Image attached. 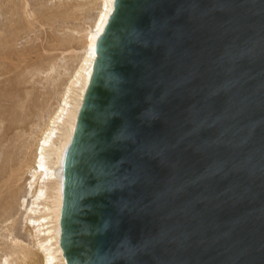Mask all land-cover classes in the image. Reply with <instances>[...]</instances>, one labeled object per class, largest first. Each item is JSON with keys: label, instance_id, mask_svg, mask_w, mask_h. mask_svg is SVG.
Returning <instances> with one entry per match:
<instances>
[{"label": "water", "instance_id": "1", "mask_svg": "<svg viewBox=\"0 0 264 264\" xmlns=\"http://www.w3.org/2000/svg\"><path fill=\"white\" fill-rule=\"evenodd\" d=\"M96 51L67 264H264V0H114Z\"/></svg>", "mask_w": 264, "mask_h": 264}, {"label": "bare ground", "instance_id": "2", "mask_svg": "<svg viewBox=\"0 0 264 264\" xmlns=\"http://www.w3.org/2000/svg\"><path fill=\"white\" fill-rule=\"evenodd\" d=\"M11 2V0H8ZM13 1L15 0H12V2L10 3L12 5ZM21 1V0H20ZM27 1V0H26ZM29 1V0H28ZM27 1V2H28ZM32 2H34L33 0H31ZM36 1V0H35ZM40 1V0H39ZM5 2L7 3V0H5ZM25 2V1H24ZM25 2V3H27ZM31 2V4H32ZM37 2V1H36ZM100 2V1H99ZM3 3V2H2ZM0 4V5H3V4ZM17 3L19 5V1L17 0ZM16 1L14 3V6H13V10L12 12L10 13V18L14 17L16 14H18L20 11H18L17 8H14L16 5H17ZM22 3V2H20ZM30 3V2H29ZM28 3V4H29ZM38 3V2H37ZM9 4V2L7 3ZM40 4V3H39ZM86 4V3H84ZM10 5V7L12 8V6ZM22 5V4H21ZM26 5V4H25ZM34 6V3L32 4ZM31 5V6H32ZM60 5V4H59ZM58 5V6H59ZM66 5V4H65ZM72 5V4H71ZM87 5V4H86ZM98 5V4H97ZM100 5V10H98V14L96 15V18H94V21H93V24L92 26H89L85 31V36L84 37L86 39L85 41V46H84V54H82V58L80 59V65L78 66L74 76L70 79V84L66 90V92L63 94L61 100L58 105V107H56V111L54 112L53 115H51L52 117L50 118L48 124H46V127H44V130L40 133L38 139H37V142H36V145H35V150H34V155H33V159H32V163L33 165L31 166L30 164V167H26L25 163L22 162L25 167L23 168V173L24 171H27V170H24L26 168H28V170H30V175H31V178L32 180H28V189L27 191L25 190V193H23L24 191H19L21 192V194H24L22 196H17V192L16 190L14 189L15 188V184L16 182L21 178L18 179L20 173L22 174L21 171V168H17L18 170H16V167L12 164L11 160V169H13V172L11 171L10 167H6V168H9L10 169V173H7L9 175H7V178L6 179H3V176L1 177L3 181H1L2 183H0V208L2 207V211H4L3 213H1L2 215H0V225L3 227H0V240H1V243H0V264H26V263H29L31 264L32 262L35 263L34 261V258L38 255H36L37 253H35L34 251H37L38 253L41 254V262L42 264H58V262H62L63 264H67L66 262V259L64 257V254H63V250H62V247H61V218H62V209H63V199H64V168H65V158H66V154H67V151L72 143V140H73V137H74V133H75V130H76V126H77V122H78V116H79V112H80V109H81V106H82V103H83V100H84V97H85V94H86V91H87V88L89 86V83H90V80H91V76H92V73H93V69H94V62L96 60V57H97V51H96V48H97V43H98V40L100 38V36L103 34L104 30H105V27L109 21V18L111 17L112 13H113V10H114V0H102L101 3L99 4ZM20 6V5H19ZM29 6V5H28ZM31 6L30 7V11H24L27 6H24L26 8H24V16L25 18H32V14H34V12H32V9H34V7L32 8ZM54 6H56L54 4ZM85 6V5H84ZM4 8L9 7L8 6H3ZM44 8V6H42ZM67 5L65 6L64 8V5H60L57 9L58 11H56L57 9L53 10L54 12H51L55 14L56 16V12H58L57 16H60L61 18L64 19V17H62L61 15H65L67 14V11H68V8H66ZM88 6H86V9H87ZM4 8H2L4 10ZM36 8V7H35ZM51 8V6H50ZM78 8V7H77ZM79 8H84L83 6L79 7ZM1 9V7H0ZM5 9V11L7 10ZM17 9V13L14 11ZM28 9V8H27ZM39 9V8H38ZM76 9V8H75ZM2 10V11H3ZM9 10V9H8ZM10 10V11H11ZM37 10V9H36ZM48 10L50 13V11L52 10H49V9H45V11ZM4 11V12H5ZM35 11V10H34ZM44 11V10H43ZM42 11V12H43ZM56 11V12H55ZM59 11H62L59 13ZM80 11V10H79ZM1 12V11H0ZM31 14H30V13ZM39 12V11H38ZM37 12V13H38ZM47 12V11H46ZM69 12V11H68ZM71 12V11H70ZM76 12V11H75ZM87 12V11H86ZM8 13V12H7ZM21 13V12H20ZM19 13V14H20ZM62 13V14H61ZM65 13V14H64ZM2 15V13H0ZM41 14V12H40ZM53 15H51L53 18L55 17ZM86 14V13H85ZM84 14V16H85ZM8 15V14H6ZM35 15V14H34ZM44 15V14H43ZM48 15V14H47ZM50 15V14H49ZM19 15H17V19L20 17H18ZM37 15H35V19ZM40 16V15H39ZM45 16H46V13H45ZM70 16V15H69ZM1 17V16H0ZM2 17L4 18V13L2 15ZM15 17V18H16ZM22 17V16H21ZM20 17L21 20H23L22 18ZM66 18H68V16L65 15ZM10 18H6L8 19V22L9 20H11ZM30 18V19H31ZM34 18V17H33ZM32 18V19H33ZM40 18V17H39ZM51 18V19H53ZM55 18H58V17H55ZM65 18V19H66ZM85 18V17H84ZM31 19V20H32ZM4 20V19H3ZM26 20V19H25ZM34 20V19H33ZM38 20V19H37ZM40 20V19H39ZM48 20H49V16H48ZM55 20V19H53ZM13 21H15L13 19ZM12 21V22H13ZM27 21V25H24L27 26L28 28L30 27V24L33 25V23H31L29 20H26ZM36 21V20H35ZM34 21V22H35ZM51 21V20H50ZM49 21V22H50ZM59 21V20H58ZM23 22V21H22ZM21 22V24H22ZM38 22V21H37ZM48 22V21H47ZM52 22V21H51ZM54 22V21H53ZM62 22H65V21H62ZM3 23V22H1ZM17 22H15V25H16ZM25 24V22H23ZM58 23V22H57ZM61 23V22H60ZM92 23V22H91ZM6 24V21L4 23V25ZM8 24V23H7ZM18 25L15 26L13 24L11 25H8L10 27H5L4 30L0 31V50H9L10 51V48L14 45V43H16V45L18 44L16 41H17V33L20 29V26L19 24L20 23H17ZM43 24V23H42ZM47 24V23H46ZM54 24V23H53ZM3 25V24H2ZM4 25L2 26V28L4 27ZM40 25V24H38ZM20 26V27H18ZM47 26V25H46ZM18 27V28H17ZM23 27V28H24ZM32 27V26H31ZM38 27V26H36ZM66 27V26H65ZM10 28V29H9ZM22 28V27H21ZM50 28V27H49ZM26 29V28H25ZM36 30V28H34ZM33 29V30H34ZM85 29V28H84ZM8 30V31H6ZM12 30V31H11ZM18 30V31H17ZM31 31V32H34V31ZM23 31V29L21 30ZM30 32V30H27ZM55 31V30H54ZM28 32V33H29ZM23 33V32H22ZM26 33V31L24 32ZM19 34V33H18ZM22 35V34H21ZM25 35V34H23ZM22 35V36H23ZM28 35V34H27ZM20 36V34H19ZM21 36V37H22ZM21 37H19V39H21ZM24 38V36L22 37ZM29 38V36H28ZM71 38V37H70ZM18 39V40H19ZM25 39V38H24ZM36 39V38H34ZM67 40V39H66ZM57 42V41H56ZM19 43H21L19 41ZM61 44V43H60ZM70 44V43H69ZM15 45V46H16ZM22 45H25L24 43ZM25 48V46H23ZM27 47V46H26ZM61 47V46H60ZM15 48V47H14ZM19 49V48H18ZM23 49V48H21ZM17 50V47L15 48V51ZM12 51V54L14 53L15 55V51L13 52V50L11 49ZM31 52V50H28V52ZM17 52H20L21 53V50L17 51ZM23 52V50H22ZM26 51H24L23 53H25ZM6 53V52H4ZM32 53V52H31ZM2 54V53H0ZM5 56H0V76H4L6 74H10L11 72V69L10 68V64H8L7 68L5 67L6 65L4 63H8V59H13L14 57H11L12 55L10 54L8 57L7 55L8 54H4ZM13 55V56H14ZM22 55V53H21ZM28 55V54H27ZM20 56V55H18ZM25 56V54H24ZM10 57V58H9ZM18 58V57H17ZM15 59V58H14ZM21 59V58H20ZM5 60H7L6 62H4ZM18 60V59H17ZM27 61V60H26ZM16 62V61H15ZM15 62L12 64L15 65V68L18 66H16ZM23 62L20 61V63ZM55 62V61H54ZM6 63V64H7ZM10 63V62H9ZM19 63V61H18ZM22 64V63H21ZM49 62L47 63V66H48ZM65 64V63H64ZM5 65V66H4ZM44 65V64H43ZM20 66V65H19ZM22 66V65H21ZM32 66V65H30ZM47 66H46V69L45 70H48V73L49 71L52 73L53 71H55V66L54 65H49L50 67H48L49 69H47ZM12 67V66H11ZM36 67V66H35ZM42 67V66H41ZM15 68H13V71H15ZM21 68V67H20ZM29 68V67H27ZM34 68V66L32 67V69ZM24 68H22L23 70ZM39 69H43V68H38L35 70L33 69V71H35L34 73H32L30 70L28 71V69H26L27 72L30 73V76L31 75H34V74H41L42 75V71L39 70ZM16 70H18L16 68ZM21 70V72H22ZM64 70V69H63ZM26 72V73H27ZM44 72V71H43ZM18 73V72H17ZM16 73V74H17ZM55 73V72H54ZM20 74V71L19 73ZM25 74V73H24ZM13 75V74H12ZM15 75V74H14ZM27 75V74H26ZM38 75V76H39ZM20 77V75H17V77ZM21 76L23 77V75L21 74ZM29 75H27L28 77ZM38 76H35L34 77H38ZM12 77V76H11ZM14 77V76H13ZM18 77V78H19ZM32 77V78H34ZM2 78V77H1ZM8 79V77H6ZM29 78V77H28ZM27 78V79H28ZM32 78L30 79V83L33 84V82L35 83L36 81L34 80L33 82L32 81ZM53 78V77H52ZM3 79V78H2ZM5 79V78H4ZM10 79V78H9ZM8 79V80H9ZM21 79V77H20ZM17 80L18 82L19 81H22V80ZM26 78H24V81L27 82V80H25ZM16 80V79H15ZM7 81V80H5ZM5 81H3L5 83ZM53 81V80H52ZM1 82V81H0ZM3 82H1V84H3ZM18 82H16V84H18ZM25 82V84H27ZM54 82V81H53ZM13 83V82H12ZM11 83V84H12ZM21 83V82H20ZM19 83V84H20ZM39 83V82H38ZM0 84V85H1ZM8 84H9V81H8ZM10 84V85H11ZM29 84V83H28ZM21 85V84H20ZM18 85V87L20 86ZM15 86V91L14 92H17L16 91V86L17 85H14ZM14 86H10L6 89H8L9 91V88L11 87H14ZM22 86H23V83H22ZM20 86V87H22ZM25 86V85H24ZM23 86V88H24ZM4 90V86H2ZM7 87V85L5 86ZM74 89L73 91L71 89ZM5 89V90H6ZM22 89V88H21ZM20 89V90H21ZM1 90V89H0ZM11 90V89H10ZM14 90V89H13ZM30 92V91H29ZM6 93V92H5ZM11 93V92H10ZM22 93V91H21ZM23 93H26L23 92ZM1 94V92H0ZM8 94V92H7ZM13 94H16V93H13ZM62 94V93H61ZM2 95V94H1ZM18 95V94H17ZM24 95V94H22ZM21 96V99H23ZM3 96V95H2ZM17 97V99L20 98ZM29 96V95H28ZM32 96V95H31ZM1 97V96H0ZM7 97V96H5ZM11 97V95H10ZM27 96H25V99L28 101H30V98L29 100L26 98ZM13 98V97H12ZM16 98V97H15ZM1 99V98H0ZM3 99V98H2ZM0 100V101H3V100ZM19 102V100H16V103L17 101L19 102L17 106H19V104L21 105V102L24 100H22ZM6 101V100H5ZM13 101V105L12 107L16 104H14V100ZM25 101V102H27ZM31 102V101H30ZM1 103V102H0ZM3 103V102H2ZM9 103V102H8ZM6 102V104H8ZM12 103V102H11ZM23 103V102H22ZM25 104V103H24ZM4 105H5V102H4ZM3 105V106H4ZM35 105V104H34ZM10 106V104L8 105ZM22 106V105H21ZM20 106V107H21ZM24 106H27V104H25ZM1 107V106H0ZM7 107V106H6ZM3 108V107H1ZM0 108V109H1ZM16 108V111L19 110V107H15ZM18 108V109H17ZM28 108V107H27ZM26 108V109H27ZM4 109V108H3ZM3 109H1V112L4 111ZM21 109V108H20ZM25 109V108H22L21 111ZM25 109V111H26ZM10 110V108H9ZM8 110V111H9ZM13 111H15L14 107L12 108ZM24 111V110H23ZM0 112V114H1ZM6 112V110L4 111ZM47 112V111H46ZM12 113V112H11ZM16 113V112H15ZM27 112H25L26 114ZM4 114V113H3ZM7 114V113H6ZM9 114V112H8ZM7 114V115H8ZM13 114V113H12ZM37 114V113H36ZM14 115V114H13ZM17 115V114H16ZM20 115V114H19ZM33 115V114H32ZM10 115H8L9 117ZM6 117V115H5ZM43 117V116H42ZM49 117V116H48ZM2 118V119H1ZM65 118V119H64ZM5 119L6 121V125H9V118L6 120V118H4V116H0V129L5 126L4 125V122L3 120ZM11 119V118H10ZM49 119V118H48ZM65 121H64V120ZM43 120V119H42ZM45 121V120H44ZM64 121V122H63ZM8 122V123H7ZM11 122V121H10ZM47 122V121H46ZM23 123V122H22ZM42 123V122H41ZM35 124V123H34ZM29 125V124H28ZM10 126V125H9ZM7 127V126H6ZM11 127V126H10ZM13 127V126H12ZM11 127V128H12ZM27 128V126H24ZM2 128V129H3ZM8 128V127H7ZM23 128V127H22ZM31 128V127H30ZM5 131H6V128H4ZM15 129V128H14ZM13 130V129H12ZM11 130V131H12ZM32 130V129H31ZM37 130V129H36ZM60 132H59V131ZM4 131V130H3ZM4 131V132H5ZM21 131V130H20ZM41 131V130H40ZM59 132L60 134H57V137H59L57 140L54 139V137L56 136V132ZM2 132V131H1ZM0 132V133H1ZM1 133V135L3 136V134H7V133ZM7 132V131H6ZM10 132V131H9ZM24 132V131H23ZM30 132V131H29ZM57 132V133H58ZM0 135V136H1ZM14 135V134H13ZM20 135V134H19ZM28 135V134H27ZM38 135V134H37ZM60 135V136H59ZM5 137V136H4ZM7 137L8 134H7ZM12 137V136H11ZM21 137V136H19ZM37 137V136H36ZM16 138V137H15ZM19 139V138H18ZM0 140L2 141V139L0 138ZM12 140V139H11ZM10 140V142H12ZM15 140V139H14ZM7 141V140H6ZM16 141V140H15ZM3 142V141H2ZM9 142V143H10ZM14 142V141H13ZM20 142V141H19ZM18 142V143H19ZM8 143V145H9ZM23 143V142H22ZM12 144V143H11ZM17 144V143H16ZM25 144V143H24ZM1 146V145H0ZM13 146V144H12ZM19 146V145H18ZM21 146V145H20ZM19 146V148H20ZM6 147V146H4ZM15 147V146H14ZM17 147V146H16ZM8 148V146H7ZM10 148V147H9ZM24 148V147H22ZM26 148V147H25ZM6 149V148H5ZM30 149V148H29ZM7 150V149H6ZM17 150V149H16ZM24 150V149H23ZM5 151V150H4ZM33 151V150H32ZM1 152V150H0ZM11 152V151H10ZM23 152V151H22ZM7 153V151H6ZM3 152V154H5L6 156V160L5 158L3 159V156H2V159L0 160H5L7 163H8V159L9 157L8 154H6ZM18 153V152H17ZM2 154V155H3ZM24 154H25V150H24ZM10 155V154H9ZM15 155V154H14ZM22 155V153L20 154ZM13 156V155H12ZM25 156V155H24ZM14 157V156H13ZM23 157V156H22ZM1 158V157H0ZM19 158V157H17ZM21 158V157H20ZM27 158V157H26ZM24 159V158H23ZM28 159V158H27ZM31 159V158H29ZM16 161H18V159H15ZM26 160V159H25ZM22 161V159H21ZM2 162V161H1ZM4 162V161H3ZM2 162V164H3ZM19 162V161H18ZM31 162V161H30ZM16 163V162H15ZM22 163L20 162V165H22ZM29 163V162H28ZM1 163L0 165L3 166ZM5 165V163H4ZM16 165V164H15ZM23 165V166H24ZM0 166V167H1ZM22 166V167H23ZM4 167V166H3ZM15 167V168H13ZM20 167V166H19ZM1 169V168H0ZM8 169V171H9ZM3 170V169H2ZM0 172V174L3 172H5L4 170ZM6 174V173H5ZM21 176V175H20ZM23 176V175H22ZM5 177V175H4ZM0 178V179H1ZM30 178V179H31ZM20 182V181H19ZM18 185V184H17ZM20 186V185H19ZM23 186V185H22ZM18 188V186H17ZM20 188V187H19ZM18 188V190H20ZM17 190V191H18ZM22 190V189H21ZM27 199V200H26ZM30 199V201H28ZM13 200V201H12ZM16 201V203L18 202L19 205L18 206H22L24 208V213H25V216H24V223L27 225V226H30L31 227V230L33 231V238H34V249H30V247L27 245H25L22 241H19L18 239L14 238L16 236L13 237L12 235V232L15 230V229H12V224L14 223V213H12L13 211L15 210H18V209H15L13 208V211H9L10 210V201H12L13 203ZM28 201V202H27ZM15 203V204H16ZM13 205V204H12ZM16 205V207H18ZM14 207V205H13ZM11 210H12V207H11ZM18 213V212H17ZM16 218V217H15ZM12 221V222H11ZM16 222V221H15ZM3 224V225H2ZM5 224V225H4ZM12 226V227H11ZM15 228V227H14ZM3 231V232H1ZM5 232V233H4ZM4 233V234H3ZM33 244V243H31ZM33 264V263H32Z\"/></svg>", "mask_w": 264, "mask_h": 264}, {"label": "rangeland", "instance_id": "3", "mask_svg": "<svg viewBox=\"0 0 264 264\" xmlns=\"http://www.w3.org/2000/svg\"><path fill=\"white\" fill-rule=\"evenodd\" d=\"M16 1V3H17V0H15ZM15 1H13V3H12V5L10 4L11 2H12V0H11V2L10 1H8L7 0V3L9 2V4H7L6 2H5V0H0V4L2 3L3 5H0V7H1V9H0V13H2V15H3V13H4V18L2 17V15L0 14V31H1V29H2V31L4 30V28L6 27H10V26H8V25H11V24H13V25H15V22H17V23H20L19 25L22 27H20V26H18V27H20V29L22 30L23 29V31H21V30H17L18 32L17 33H15V34H17V45H16V43H14V45L10 48V51H8L9 50V48H8V50H0V53H2V54H0V56L2 55V56H5L4 54H8L7 55V57L11 54L12 56L11 57H14L13 59H11V61H10V59H8V63L6 62L7 60H5L4 62H6V63H4L5 65V67L7 68V66H8V64H10L9 66H10V68H9V66H8V68L9 69H11V73L9 74H6V75H4V76H0V81L1 82H3V81H5V80H7V81H5V83L3 82V84H1V82H0V92H1V94L3 95H1L0 94V98L3 100V101H0L1 103H0V106L1 107H3V108H1V109H3L4 111L6 110V112H4V111H2L1 112V109H0V112H1V114H0V116L2 117V116H4V118H6V120L9 118V125L12 127H10L9 125H6V121H5V119L3 120V122H4V125L3 126H5L4 128H6V131H5V129L3 128H1L0 129V132L1 133H3L4 131V133H7L8 134V136L9 137H7V134L5 135V134H3V136L1 135V133H0V138L2 139V141L0 140V150H1V152H0V159H2V156H3V159L5 158V160H6V156H5V154H3V152L4 153H6V151H7V153L6 154H8V156L7 157H9V161H8V163L5 161V160H0V163L2 164V162H3V166H1L0 168V172H1V170L3 169H7L5 172H3V174L1 173L0 174V178L3 176V179H6L7 178V175H9V174H7V173H10L11 171L13 172V169H11V165L13 164L15 167H16V170H18L19 168H21V171L20 172H22V174L20 173V175H19V177H18V181L16 182V186H15V190H16V192H17V196H19L20 194H21V192L22 191H24L23 193H25V190L27 191V189H28V180L30 181V180H32V178H31V175L29 174L30 173V170H28V168H26V169H24V170H27V171H24V173H23V168L25 167V165H26V167H30V165L32 166L33 165V163H32V159H33V155H34V150H35V145H36V142H37V139H38V137H39V135H40V133L44 130V127H46V124H48V122H49V120H50V118L52 117L51 115H53L54 114V112L56 111V107H58V105L59 104H57V103H59L60 102V100H61V98H62V96H63V94L66 92V90H67V88H68V86H69V84H70V79L74 76V74H75V72H76V70H77V68H78V66L80 65V59L82 58V54H84V46H85V41H86V39L84 38V37H86L85 36V31L84 30H86L89 26H92V24H93V21H94V18H96V15L98 14V10H100V3H101V1L102 0H33L34 2H32L31 0H18L19 1V5H18V3H17V5L14 7V8H17V7H19V8H17L18 9V11H20L18 14H16L14 17H12V18H10L11 16H10V13L12 12V10H13V6H14V3H15ZM27 2V3H25V2ZM100 1V2H99ZM20 2H22V3H20ZM30 2V3H29ZM31 2H32V4L34 3V6L31 4ZM29 3V4H28ZM40 3V4H39ZM84 3H86V4H84ZM22 4V5H21ZM26 4V5H25ZM54 4L56 5V6H54ZM62 4V5H64V8H65V6L67 5V7L66 8H68V11H67V14H65L66 16H68V18H66L65 17V15H63L62 13V17H64V19L63 18H61V17H59L60 16V14H59V16H57V14H58V12H56V11H58V7L60 6V5ZM66 4V5H65ZM72 4V5H71ZM98 4V5H97ZM9 5V7H8V9H7V7H3V6H8ZM10 5L12 6V8L10 7ZM33 6L34 7V9H32V12H34V14L35 15H37L36 16V18L38 19H35V15L34 14H32V16L34 17H28V18H25L24 16H26V15H24V11H30L31 9H30V7L29 6ZM59 5V6H58ZM85 5V6H84ZM24 6H27V8L26 7H24ZM31 6V7H32ZM42 6H44V8L42 7ZM50 6H51V8H50ZM81 6H83L84 8H79V7H81ZM86 6H88L87 7V9H86ZM32 7V8H33ZM36 7V8H35ZM57 7V8H56ZM78 7V8H77ZM2 8H4V10L2 9ZM24 8H26L25 10H24ZM39 8V9H38ZM76 8V9H75ZM5 9H7L6 11H5ZM12 9V10H11ZM17 9L16 10H14L16 13L18 12L17 11ZM24 11H23V10ZM30 9V10H29ZM37 9V10H36ZM45 9H49V10H52V11H50V13H48L49 11L48 10H46L45 11ZM55 9H57L55 12H56V16H55V14L54 13H52L51 14V12H54L53 10H55ZM3 10V11H2ZM11 10V11H10ZM35 10V11H34ZM44 10V11H43ZM80 10V11H79ZM5 11V12H4ZM39 11V12H38ZM43 11V12H42ZM71 11V12H70ZM76 11V12H75ZM87 11V12H86ZM8 12V13H7ZM31 12V11H30ZM29 12V13H30ZM38 12V13H37ZM40 12H41V14H40ZM60 12H62V11H59V13ZM45 13H46V16H45ZM86 13V14H85ZM6 14H8V15H6ZM31 14V13H30ZM44 14V15H43ZM48 14V15H47ZM50 14V15H49ZM54 14V16L55 17H58V18H53L51 15H53ZM84 14H85V16H84ZM17 15H19L23 20H21L20 19V17L17 19ZM40 15V16H39ZM70 15V16H69ZM10 16V17H9ZM48 16H49V20H48ZM10 18L11 20H9V22H8V19H6V18ZM16 17V18H15ZM40 17V18H39ZM85 17V18H84ZM51 18H53V19H55V20H53V19H51ZM66 18V19H65ZM4 19V20H3ZM13 19L15 20V21H13ZM29 20L31 23H33V25L32 24H30V27L28 28L27 26H25L24 27V25H27L26 23H27V21L26 20ZM40 19V20H39ZM36 20V21H35ZM52 22H51V21ZM59 20V21H58ZM93 20V21H92ZM5 21H6V24L4 25V23H5ZM13 21V22H12ZM25 22V24L23 23V22ZM35 21V22H34ZM38 21V22H37ZM48 21V22H47ZM50 21V22H49ZM54 21V22H53ZM62 21H65V22H62ZM1 22H3V23H1ZM21 22H22V24H21ZM58 22V23H57ZM61 22V23H60ZM92 22V23H91ZM8 23V24H7ZM16 23V25L15 26H17L18 24ZM43 23V24H42ZM47 23V24H46ZM54 23V24H53ZM4 25V27L2 28V26ZM38 24H40V25H38ZM47 25V26H46ZM32 26V27H31ZM36 26H38V27H36ZM66 26V27H65ZM17 27V28H18ZM24 27V28H23ZM50 27V28H49ZM26 28V29H25ZM34 28H36V30L34 29ZM85 28V29H84ZM8 29V28H7ZM10 29V28H9ZM34 29V30H33ZM27 30H30V32L29 31H27ZM34 31V32H31V31ZM55 30V31H54ZM6 31H8V30H6ZM12 31V30H11ZM26 31V33H24ZM23 32V33H22ZM29 32V33H28ZM20 34V36H19V34ZM23 34H25V35H23L24 36V38H22L23 36L22 35ZM28 34V35H27ZM22 36V37H21ZM28 36H29V38H28ZM19 37H21V39H19ZM71 37V38H70ZM34 38H36V39H34ZM19 39V40H18ZM67 39V40H66ZM19 41L21 42V43H19ZM57 41V42H56ZM25 44V45H22V44ZM61 43V44H60ZM70 43V44H69ZM16 45V46H15ZM23 46H25V48L23 47ZM27 46V47H26ZM61 46V47H60ZM17 47V50L15 51V48ZM19 48V49H18ZM21 48H23V49H21ZM11 49L13 50V52L15 51L16 53H15V55H14V53L12 54V51H11ZM20 51L21 50V53H22V55H21V53L20 52H17V51ZM22 50H23V52L24 51H26L25 53H23L22 52ZM28 50H31V52L29 51L28 52ZM4 52H6V53H4ZM24 54H25V56H24ZM28 54V55H27ZM14 55V56H13ZM18 55H20V56H18ZM1 56V57H2ZM18 57V58H17ZM10 58V57H9ZM21 58V59H20ZM18 59V60H17ZM23 60V62H21L20 63V61H22ZM27 60V61H26ZM16 61V62H15ZM18 61H19V63H18ZM55 61V62H54ZM10 62V63H9ZM12 62L14 63L15 62V64L17 63L18 64V66H17V64H16V68L18 69V70H16V68H15V65L14 64H12ZM49 62V64H48V66H47V63ZM65 63V64H64ZM44 64V65H43ZM54 65L55 66V71H53L52 73L49 71V73H48V70H45L46 69V66H47V69H49L48 67H50L49 65ZM20 65V66H19ZM22 65V66H21ZM30 65H32V66H30ZM34 66V70H35V68L36 69H38L39 67L40 68H43V69H39V70H41L42 71V75L40 74H34L35 76H38V77H34V75H31L30 76V73L29 72H27L26 71V69H28V71L30 70L31 72L33 71V69H32V67ZM36 66V67H35ZM42 66V67H41ZM21 67V68H20ZM27 67H29V68H27ZM13 68H15V71H13ZM22 68H24L23 70H22ZM45 68V69H44ZM64 69V70H63ZM21 70H22V72H21ZM19 71H20V74H18L19 73ZM44 71V72H43ZM18 72V73H17ZM27 72V73H26ZM35 71H33L32 73H34ZM55 72V73H54ZM17 73V74H16ZM25 73V74H24ZM74 73V74H73ZM13 74V75H12ZM15 74V75H14ZM21 74L23 75V77L21 76ZM29 75L28 77H27V75ZM17 75H20V77H21V79H20V77L18 78L17 77ZM12 76V77H11ZM14 76V77H13ZM3 79H2V78ZM6 77H8V79L6 78ZM32 77H34V78H32ZM53 77V78H52ZM5 78V79H4ZM24 78H26L25 80H27V82L26 81H24ZM28 78V79H27ZM32 78V81L31 82H33L34 80L36 81L35 83L33 82V84L32 83H30V82H28V81H30V79ZM16 79V80H15ZM22 80V81H17V80ZM54 82H53V81ZM8 81H9V84H8ZM13 82V83H12ZM16 82H18V84H16ZM21 82V83H20ZM25 82L27 83V84H25ZM39 82V83H38ZM12 83V84H11ZM21 85H20V84ZM22 83H23V86H24V88H23V86H22ZM29 83V84H28ZM11 84V85H10ZM7 85V87H5ZM14 85H17L16 86V91L17 92H14L15 91V86ZM18 85H20V86H22V87H18ZM2 86H4V90H2L3 89V87ZM10 86H14V87H11V88H9V91H8V89H6V88H8V87H10ZM22 88V89H21ZM6 89V90H5ZM11 89V90H10ZM14 89V90H13ZM21 89V90H20ZM75 89V88H74ZM73 88L71 89L72 91L74 90ZM21 91H22V93H21ZM26 91V93H23V92H25ZM30 91V92H29ZM6 92V93H5ZM7 92H8V94H7ZM11 92V93H10ZM74 92V91H73ZM13 93H16V94H13ZM62 93V94H61ZM18 94V95H17ZM22 94H24V95H22ZM10 95H11V97H10ZM20 95H22L23 97V99H21V96ZM29 95V96H28ZM32 95V96H31ZM5 96H7V97H5ZM20 96V98L19 99H21V101L23 102H21V105L19 104V106H17L18 105V103L20 102V100L19 99H17V97H19ZM25 96H27L26 98L29 100V98H30V101H29V103H28V101L25 99ZM13 97V98H12ZM16 97V98H15ZM0 99V100H1ZM6 100V101H5ZM12 100H14V104L16 103V100H19V102L17 101V103L13 106L14 107V109H15V111H13L12 110V105H13V101ZM25 101H27V102H25ZM3 102V103H2ZM4 102H5V105H4ZM6 102L8 103V104H6ZM12 102V103H11ZM27 104V106H24L25 104ZM10 104V106H8ZM12 104V105H11ZM35 104V105H34ZM4 105V106H3ZM7 106V107H6ZM21 106V107H20ZM15 107H19V110H17L16 111V108ZM28 107V108H27ZM9 108H10V110H9ZM22 108H27L26 109V111H25V109H23L22 111H21V109ZM18 109V108H17ZM9 110V111H8ZM47 111V112H46ZM8 112H9V114H8ZM14 114H12V113ZM16 112V113H15ZM25 112H27L26 114H25ZM4 113V114H3ZM10 115L9 117H8V115ZM37 113V114H36ZM17 114V115H16ZM20 114V115H19ZM33 114V115H32ZM51 114V115H50ZM5 115H6V117H5ZM43 116V117H42ZM49 116V117H48ZM11 118V119H10ZM49 118V119H48ZM2 119V118H1ZM43 119V120H42ZM65 119V118H64ZM63 119V120H64ZM45 120V121H44ZM8 121V120H7ZM11 121V122H10ZM47 121V122H46ZM65 121V120H64ZM63 121V122H64ZM23 122V123H22ZM42 122V123H41ZM35 123V124H34ZM29 124V125H28ZM24 126H27V128L26 127H24ZM23 127V128H22ZM31 127V128H30ZM15 128V129H14ZM13 129V130H12ZM32 129V130H31ZM37 129V130H36ZM4 130V131H3ZM12 130V131H11ZM21 130V131H20ZM41 130V131H40ZM10 131V132H9ZM24 131V132H23ZM30 131V132H29ZM59 131V130H58ZM57 131V132H58ZM56 132V136L54 137V139L55 140H57L59 137H57V134H60L59 132L57 133ZM14 134V135H13ZM20 134V135H19ZM28 134V135H27ZM38 134V135H37ZM5 136V137H4ZM12 136V137H11ZM19 136H21V137H19ZM37 136V137H36ZM60 136V135H59ZM16 137V138H15ZM19 138V139H18ZM12 139V140H11ZM16 141H15V140ZM7 140V141H6ZM10 140L12 141V142H10ZM14 141V142H13ZM20 141V142H19ZM10 142V143H9ZM19 142V143H18ZM23 142V143H22ZM8 143H9V145H8ZM13 144V146H12V144ZM17 143V144H16ZM25 143V144H24ZM20 146V148H19V146ZM4 146H6V147H4ZM7 146H8V148H7ZM15 146V147H14ZM17 146V147H16ZM10 147V148H9ZM22 147H24V148H22ZM26 147V148H25ZM7 150H6V149ZM30 148V149H29ZM17 149V150H16ZM25 150V154H24V150ZM5 150V151H4ZM33 150V151H32ZM11 151V152H10ZM23 151V152H22ZM18 152V153H17ZM22 153V155H20ZM3 154V155H2ZM10 154V155H9ZM15 154V155H14ZM14 157H13V156ZM25 155V156H24ZM23 156V157H22ZM17 157H19V158H17ZM21 157V158H20ZM28 159H27V158ZM24 158V159H23ZM29 158H31V159H29ZM15 159H18V161H16ZM21 159H22V161H21ZM26 159V160H25ZM10 160H11V162H12V164H11V162H10ZM2 161V162H1ZM31 161V162H30ZM16 162V163H15ZM20 162L22 163V162H26L25 163V165L22 163V165H20ZM29 162V163H28ZM4 163H5V165H4ZM31 163V164H30ZM16 164V165H15ZM30 164V165H29ZM24 165V166H23ZM20 166V167H19ZM23 166V167H22ZM6 167H10V169H11V171H10V169L9 168H6ZM15 167H13V168H15ZM18 168V169H17ZM8 169H9V171H8ZM2 170V171H3ZM6 173V174H5ZM2 175V176H1ZM4 175H5V177H4ZM23 175V176H22ZM31 178V179H30ZM1 181H3L2 180V178L0 179V183H2ZM20 181V182H19ZM26 182H28V183H26ZM18 184V185H17ZM20 185V186H19ZM23 185V186H22ZM17 186H18V188L20 189V190H18V188H17ZM22 189V190H21ZM18 190V191H17ZM19 191H21V192H19ZM20 193V194H19ZM22 195H24V194H21L20 196H22ZM19 196V197H20ZM27 200V199H26ZM13 201V200H12ZM12 201H10V203H12L13 205H14V207H13V205L12 204H10V210L9 211H13V208H14V210L15 209H18V210H15V211H13L12 213H14V223L12 224V229H15L13 232H12V235H13V237L14 236H16V237H14V238H16V239H18L19 241H22L25 245L27 244L29 247H30V249H34V245H35V243H34V238H33V231L31 230V227L30 226H27L25 223H24V216H25V213H24V208L22 207V206H18L19 205V203L17 202L16 203V201L17 200H15V202L13 203ZM28 201H30V199L28 200ZM27 201V202H28ZM16 203V204H15ZM16 205L18 206V207H16ZM11 207H12V210H11ZM0 209H2V207L0 208ZM3 210V209H2ZM2 210H0V212L2 211ZM4 211H2L1 213H3ZM18 212V213H17ZM0 213V215H2ZM4 214V213H3ZM16 217V218H15ZM16 221V222H15ZM12 222V221H11ZM3 225V224H2ZM5 225V224H4ZM0 227H2L1 225H0ZM15 227V228H14ZM3 228V227H2ZM1 229V228H0ZM1 232H3V231H1ZM5 233V232H4ZM3 233V234H4ZM0 243H1V240H0ZM31 243H33V244H31ZM2 244V243H1ZM26 245V246H27ZM1 246V245H0ZM34 250H36V249H34ZM35 253H37L36 255H38V256H36L35 258H34V261H35V263L34 262H32L33 264H42V262H41V259L40 258H42L41 257V254L40 253H38L37 251H34ZM31 263V264H32ZM24 264V263H23ZM26 264H29V263H26ZM58 264H63L62 262H58Z\"/></svg>", "mask_w": 264, "mask_h": 264}]
</instances>
